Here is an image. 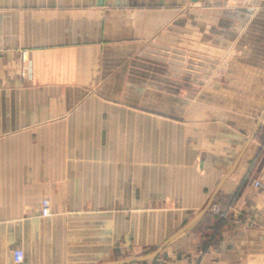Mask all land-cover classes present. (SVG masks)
Segmentation results:
<instances>
[{
  "label": "crops",
  "instance_id": "1",
  "mask_svg": "<svg viewBox=\"0 0 264 264\" xmlns=\"http://www.w3.org/2000/svg\"><path fill=\"white\" fill-rule=\"evenodd\" d=\"M235 37L264 65V0H0V264H264V72L211 79Z\"/></svg>",
  "mask_w": 264,
  "mask_h": 264
},
{
  "label": "rangeland",
  "instance_id": "2",
  "mask_svg": "<svg viewBox=\"0 0 264 264\" xmlns=\"http://www.w3.org/2000/svg\"><path fill=\"white\" fill-rule=\"evenodd\" d=\"M234 3V2H233ZM235 4V3H234ZM240 5V4H239ZM232 6L230 7L232 10V15L234 16L233 18V32H236V34H239L241 32V30L246 26L247 22L249 21V15H251V11L249 9L246 10L245 7H241V6ZM204 7H197V11L200 12H204L206 10L205 13H208L209 10L207 7H205L204 9H202ZM194 10L191 9L190 11L187 12L188 14H193L195 12H193ZM192 26V24L190 25ZM189 29H197L196 27H190ZM198 30V29H197ZM193 37L190 35H186L185 40H189L192 41ZM187 41L185 43L186 48H189L187 50H191L192 49V42ZM176 45H174L175 47ZM170 49V48H169ZM241 44H240V39L239 38H233V46L231 47V49H229V52L226 53H219V55H217L219 61H218V65H211L214 66L213 70V74L211 75V79L223 84L225 83V81L227 79H240L242 77H251V76H256V74L261 75V72H264V65H252L255 63H251V57L254 58L256 57V55H248L247 53H242L241 52ZM156 51L152 52V55L156 58H165L167 60H169V62L172 60L173 61V57L175 56V53L173 52V55L171 54L170 50H168L170 53L167 55L164 53H162L160 48L155 49ZM174 51V50H173ZM162 53V54H161ZM185 62H191L193 61V56L189 53H187L185 55ZM246 57L249 58V63L251 64H247L246 62L248 61V59H246ZM245 58V59H243ZM245 62V64L247 65H240L241 62ZM205 66V65H203ZM182 67V66H181ZM177 65H149V71L147 70V76H150V82L151 85L153 86V91L154 92H159L161 91V87L166 88L167 86L165 85V80L162 79L164 75V73H166L169 71V78L174 77V75L177 74ZM183 69L187 75V71H191L187 65L183 66ZM140 72H145V71H140L138 70V73ZM182 74V71H181ZM140 74H138L139 76ZM144 77V75H143ZM163 80V81H162ZM149 84V83H148ZM168 87L173 88V84L170 82L168 83ZM166 86V87H164ZM224 88V86H222ZM262 135H264V127H262ZM262 148H264V142H262ZM259 179V178H256ZM254 180V179H253ZM224 211V210H222ZM225 212V211H224ZM216 213L220 218H224L225 216H221L219 212H214Z\"/></svg>",
  "mask_w": 264,
  "mask_h": 264
},
{
  "label": "built area",
  "instance_id": "3",
  "mask_svg": "<svg viewBox=\"0 0 264 264\" xmlns=\"http://www.w3.org/2000/svg\"><path fill=\"white\" fill-rule=\"evenodd\" d=\"M21 58L22 61L25 62L27 60V51L24 50L21 52ZM252 185L256 188V189H264V183H262V181L260 179H254L252 181ZM212 210L214 212H219L221 216H225L226 212L222 211V209L217 205V204H213L212 205ZM40 210H41V214L43 216H48L50 215V203H49V199L47 198H43L41 200V204H40ZM24 258V253L22 249H15L13 251V260L16 263H19L23 260Z\"/></svg>",
  "mask_w": 264,
  "mask_h": 264
},
{
  "label": "water",
  "instance_id": "4",
  "mask_svg": "<svg viewBox=\"0 0 264 264\" xmlns=\"http://www.w3.org/2000/svg\"><path fill=\"white\" fill-rule=\"evenodd\" d=\"M195 220V219H194ZM133 259H130V260H122L123 262H125V261H132Z\"/></svg>",
  "mask_w": 264,
  "mask_h": 264
}]
</instances>
